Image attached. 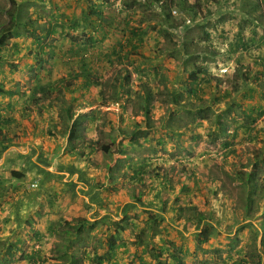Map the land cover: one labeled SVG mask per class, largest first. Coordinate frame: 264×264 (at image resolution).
<instances>
[{"label":"rangeland","instance_id":"obj_1","mask_svg":"<svg viewBox=\"0 0 264 264\" xmlns=\"http://www.w3.org/2000/svg\"><path fill=\"white\" fill-rule=\"evenodd\" d=\"M16 1L1 88L16 75L32 106H62L42 136L94 183L82 217L40 238L1 212L0 264L9 245L41 264H264V0H174L171 22L153 0ZM9 9L0 0V30Z\"/></svg>","mask_w":264,"mask_h":264},{"label":"crops","instance_id":"obj_2","mask_svg":"<svg viewBox=\"0 0 264 264\" xmlns=\"http://www.w3.org/2000/svg\"><path fill=\"white\" fill-rule=\"evenodd\" d=\"M3 81L0 78V119L8 125H0L5 138L0 141V202H7L0 207V213L4 212L7 220L3 225L17 231L34 229L40 238L62 221L82 217V204L89 199L85 192L89 190L90 183H94V168L80 162L77 163L79 167H84V172H80L73 161L69 162L72 152L62 157L67 144L63 147L57 139L42 136L43 131L47 134L52 131L49 130L50 123L57 124L60 121L58 117L62 106L55 107V102L54 106L48 103L42 108L32 106L30 103L35 102L34 92H31L30 101L22 98L18 92L20 77L15 75L8 90L1 88ZM85 84L91 87L88 80ZM50 116L53 120L49 119ZM35 129L37 133L34 134ZM27 134L29 140L22 143ZM17 139L19 142H16ZM13 171L23 174L25 179L13 178ZM34 184L36 188H32ZM17 239L14 235L9 241ZM24 261L28 262H20Z\"/></svg>","mask_w":264,"mask_h":264},{"label":"trees","instance_id":"obj_3","mask_svg":"<svg viewBox=\"0 0 264 264\" xmlns=\"http://www.w3.org/2000/svg\"><path fill=\"white\" fill-rule=\"evenodd\" d=\"M10 3V9L7 11V15L9 17V23L7 24V26L3 27L0 30V50L2 47H5L7 41L9 38L18 36V34L16 33L17 31V24H18V16L15 12V8L17 6V1L16 0H9ZM152 3H156L158 4L159 8L162 10V14L164 15V18L167 22H171V20L173 19V12H172V5L175 3L174 0H153ZM97 15L99 13H96ZM128 45H132V38H130L129 43H127ZM132 47V46H131ZM1 61V59H0ZM199 73V72H198ZM189 80L191 82H195L196 79V74L195 72H191L189 75ZM259 108L256 109V112H258ZM66 112L68 113L70 120H74V116L75 114L72 113V108L68 107ZM264 116V115H263ZM262 117V116H261ZM8 125L7 123H5L4 121H2L0 119V125ZM79 127L80 124L77 122V120L73 121V126H72V130L70 132L69 135V142L73 145L75 141H77V139H79L78 137V133H79ZM3 131L0 129V141L4 140L5 138H3L4 136ZM72 147H70V149H72ZM257 160L261 161L262 159L260 157L257 158ZM13 178L16 179H25V176L19 172L13 171L11 173ZM252 179H254L256 177V174L253 172L251 174ZM251 179V180H252ZM205 220L204 216H201L200 219L198 220V222ZM85 220L82 219H77L76 220V224L77 227L74 229L72 227L73 224H69V222H65L66 225L68 226V228L66 230H64L66 235H80L81 233H83L84 231V227H85ZM88 223V222H86ZM12 249H13V253L10 254H6L2 260H6L7 264H13L14 261L18 262V261H23V260H27L29 263L31 264H41L43 261L41 260V254L39 251H33L29 256H21L19 259H13V257L15 256V253L17 251V247L16 245H9ZM109 251L108 254L106 255L108 258L111 257V255L115 252V247H116V240H112L109 242ZM4 248V247H3ZM2 248V249H3ZM43 259V257H42ZM45 261V259H43ZM177 261L180 262V259L176 258ZM97 261L99 262V264H102L104 261V258H98Z\"/></svg>","mask_w":264,"mask_h":264},{"label":"built area","instance_id":"obj_4","mask_svg":"<svg viewBox=\"0 0 264 264\" xmlns=\"http://www.w3.org/2000/svg\"><path fill=\"white\" fill-rule=\"evenodd\" d=\"M33 187H35L36 185L34 184V185H32Z\"/></svg>","mask_w":264,"mask_h":264}]
</instances>
